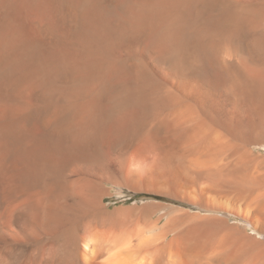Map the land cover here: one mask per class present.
Returning <instances> with one entry per match:
<instances>
[{
    "label": "bare ground",
    "instance_id": "1",
    "mask_svg": "<svg viewBox=\"0 0 264 264\" xmlns=\"http://www.w3.org/2000/svg\"><path fill=\"white\" fill-rule=\"evenodd\" d=\"M260 147L264 0H0V264H264Z\"/></svg>",
    "mask_w": 264,
    "mask_h": 264
},
{
    "label": "rangeland",
    "instance_id": "2",
    "mask_svg": "<svg viewBox=\"0 0 264 264\" xmlns=\"http://www.w3.org/2000/svg\"><path fill=\"white\" fill-rule=\"evenodd\" d=\"M255 151H258L264 154V147L256 148ZM149 201L158 202V203H162L166 205H172L175 207H181L186 210H190L191 212L199 211L202 213H211V212L200 210L196 207L187 205L182 202H177L167 197H162V196L149 194V193H133L127 189H121L118 187L112 188V198H110L107 203L109 204V207L115 208L116 206H121V205L129 206V205H134L135 203L144 204L145 202H149ZM236 222L240 223V221L237 220L236 218L234 217L230 218V223L236 224ZM248 232L252 235H256V232L250 230V228L248 229Z\"/></svg>",
    "mask_w": 264,
    "mask_h": 264
}]
</instances>
